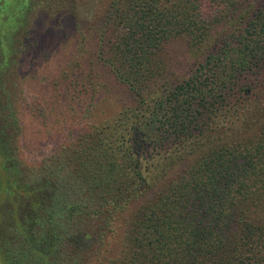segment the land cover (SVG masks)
Here are the masks:
<instances>
[{"label":"trees","instance_id":"16d2710c","mask_svg":"<svg viewBox=\"0 0 264 264\" xmlns=\"http://www.w3.org/2000/svg\"><path fill=\"white\" fill-rule=\"evenodd\" d=\"M105 19L128 103L31 166L6 70L0 264H88L118 219L102 264H264V0H112Z\"/></svg>","mask_w":264,"mask_h":264},{"label":"rangeland","instance_id":"374dc122","mask_svg":"<svg viewBox=\"0 0 264 264\" xmlns=\"http://www.w3.org/2000/svg\"><path fill=\"white\" fill-rule=\"evenodd\" d=\"M111 1L0 0V87L6 93L7 70L22 127L18 146L24 165L37 164L90 123L104 121L128 103V94L98 59ZM184 53V44L178 43L175 63L182 65ZM75 76L86 77L85 89L80 87L84 80L74 86ZM90 76L94 85L89 84ZM91 104L92 116L86 115ZM118 220L106 251L88 264H102L119 250Z\"/></svg>","mask_w":264,"mask_h":264}]
</instances>
